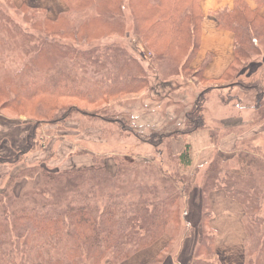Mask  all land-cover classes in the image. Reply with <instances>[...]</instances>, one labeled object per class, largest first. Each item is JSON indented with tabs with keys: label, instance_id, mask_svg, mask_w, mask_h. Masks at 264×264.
Listing matches in <instances>:
<instances>
[{
	"label": "trees",
	"instance_id": "obj_1",
	"mask_svg": "<svg viewBox=\"0 0 264 264\" xmlns=\"http://www.w3.org/2000/svg\"><path fill=\"white\" fill-rule=\"evenodd\" d=\"M94 1L96 0H64L69 9L60 13L53 23L63 20L65 13H71L74 9L81 10L92 6ZM132 1L136 13L140 8L142 15L150 16L149 19H137L145 29L143 32H146V36L164 40L162 47H159L162 49L157 61L159 73L164 76L170 73L176 76L192 71L194 76L201 78V70H194L191 67V61L200 46L203 20L201 0H146V5L140 4L139 1L137 3L136 0ZM257 1L258 4L264 2ZM103 2L105 12L109 15L119 6L123 13L126 5L131 9L130 3L127 2L119 3L118 0ZM214 14L219 28L234 33L235 59L224 77L225 80L230 77L237 65L241 66V63L246 62L251 56L264 57V19L258 10L251 9L245 0H236L232 9L220 10ZM95 21L96 19L93 22ZM87 25V21L74 24L77 28L84 29L83 33H86ZM42 31L46 32L43 29ZM53 33L65 39H75L73 42L90 43L89 38L79 36L76 28L69 33ZM73 42L68 44L41 42L38 52H41L43 60H35L39 64L38 67L32 64L23 73L18 74L16 85L13 78L8 77H5L4 82H0L1 106L18 108L28 113L26 111L29 107L25 102L37 99L35 109L31 107L28 114L37 118H49L53 114L59 117L63 114L58 119L62 120L68 116V112L63 107L57 112V107L64 98L94 105L123 94L137 93L147 85L145 67L138 64L136 59L117 43L111 42L93 50H80ZM113 50H118L119 53ZM64 61L68 64L69 70L62 67ZM86 62H91L93 66L96 65L95 67L103 70V77L99 81H91L93 83L89 87L85 83L90 81H87L82 73ZM251 86V91H258V83ZM263 86L261 87L264 88ZM215 88L221 87H207L198 95L194 108L185 115L187 127L160 135L161 139L180 133L189 135L196 130L207 128L202 112L207 93ZM10 91L15 94L11 99L7 97ZM259 91L255 95V104L250 106L258 115L254 118L255 123L264 120V90L260 88ZM119 120L114 119L122 126L123 119ZM152 141L160 144V139ZM31 143L20 149V152L27 153L31 149ZM178 158L184 167L191 166L189 144L185 145ZM96 161L97 159L93 168L84 170L52 173L38 166L20 170L18 179L25 176L34 178L36 176L30 175L34 173H40L42 178V184L36 190L28 189L25 192L33 200L32 204L19 201L11 187H8L12 184L10 182L16 179L15 176L10 180V184L0 196V264H84L83 258L86 260L85 264H104L108 261L112 264H121L138 252L151 247L167 234L169 235L167 245L149 264L163 263L165 259L163 254L179 235V200L182 199V194L166 185H164L166 188L156 190L154 183L143 184L141 195H146V198L136 205L120 208L121 205L116 204L117 202L111 198L110 204L100 207L93 184L90 185V190L83 191L81 188L84 178L91 181L97 176L99 168L95 165ZM237 161L239 173L230 170L222 157L215 154L207 168L197 170L196 174L204 178L201 185L204 194L217 193L221 190L231 201L242 206V225L246 241L242 264H264V177L260 176L264 169L263 162L249 153L239 155ZM195 177L197 182L199 177ZM78 184L79 188L74 189L76 196L70 200L64 199L62 203H58L56 197L53 202L45 196V187L47 189L50 186L55 185L56 188L57 185H63L71 188ZM212 216V209L203 212L204 237L193 248L190 264H221L214 229L210 224L211 220L209 221ZM207 229H211L212 232H208ZM60 242L63 243L62 252L51 256L52 253L47 248L60 249Z\"/></svg>",
	"mask_w": 264,
	"mask_h": 264
},
{
	"label": "rangeland",
	"instance_id": "obj_2",
	"mask_svg": "<svg viewBox=\"0 0 264 264\" xmlns=\"http://www.w3.org/2000/svg\"><path fill=\"white\" fill-rule=\"evenodd\" d=\"M137 1L146 5V0ZM118 2L130 3L131 9L125 4L124 13L119 6L112 10L113 13H110V16L105 12L103 0H96L92 6L65 13L63 20L54 24L60 13H50L47 9L39 7L38 2L0 0V82H4L5 77H8L13 78L15 85L18 84V74L23 73L32 64L38 67L36 59L43 60L41 52H38L41 42L72 43L75 39L58 37L53 32L69 33L75 28L79 31V36L90 40L88 44L73 42L80 50H93L98 46L102 47L115 42L135 58L138 64L145 67L147 77V85L137 93L123 94L94 105L77 99L60 100L57 112L61 107L68 112V116L62 120L58 119L63 114L59 117L53 114L49 118H37L28 114L30 109H35L37 99L25 102L29 107L26 111L28 113L18 108L2 107L0 104V196L8 184L12 183L8 187H11V191L19 198V201L32 204L33 200L25 192L28 189L36 190L42 184V178L40 173H34L30 174L36 176L34 178L25 176L18 179L20 170L29 166H38L52 173L84 170L93 168L96 159L95 165L99 168L97 176L91 181L84 178L81 188L83 191L90 190L89 187L93 184L94 191L98 194L97 202L100 207L110 204L111 198L117 202L116 204L121 205L120 208L136 205L146 198V195H141L143 184L154 183L156 190L166 187L174 188L182 194V199L179 200V235L163 254L165 261L169 255L175 258H179L182 252L185 256L189 255L192 248H195L204 237L203 212L208 209L209 211L212 209L213 212L212 206L217 202L222 203L220 199L222 196L228 198L221 190L217 193L204 194L201 187L204 178L196 174L197 170H205L212 157L217 154L222 157L230 170L239 173L237 159L239 155L247 153L263 162L264 168L261 147H256L253 140H249L247 144L238 143L235 149L230 150L229 153L234 156L233 161L225 160L224 155L226 157L229 154H226L227 152L224 155L220 154L217 145L230 133L239 136L245 132L237 125L240 122L239 116L226 123H221L220 119L223 116L229 117L230 114H232L230 117H234L239 113L238 111L243 109L245 111L255 104L256 93L260 92V88L264 90L261 87L264 82L259 83L262 68L260 61L263 57L262 55L251 56L246 62H242L241 66L237 65L229 78L218 83V87L221 88H215L207 93L202 113L206 124L214 129L211 130L214 151L206 163L196 167L191 163L190 167H184L178 157L184 151L186 144L190 145L192 157L190 135L206 128L196 130L189 135L180 133L172 137L169 135V138L164 136L162 139L161 136L187 127L186 113L194 108L198 95L207 87H211V84L194 76L192 71L178 74L180 76H172L171 73L165 76L160 74L157 61L158 54L162 53L159 47H162L164 40L146 36V32H143L145 29L137 19H149L150 16L142 15L140 8L136 13L132 0H118ZM65 5L67 8L65 11H68L69 8L67 4ZM94 19H96L95 22H93ZM86 21L88 22L86 28L84 27L86 33L82 32L84 29L74 26ZM113 51L119 53L118 50ZM107 52L110 53L109 50ZM123 56L126 55L123 54ZM85 64L87 65L82 73L83 77L90 81L85 83L89 87L93 83L91 81H99L103 77V70L95 67L96 65L93 66L91 62ZM62 67L70 69L66 61ZM262 69L264 74V68ZM256 83L259 84L258 91H251V85ZM14 95L10 91L7 97L11 99ZM243 115L252 118L249 123L251 126L264 122L262 120L255 123L254 118L258 115L253 112L245 111ZM219 116L220 118H217ZM215 118H217V125L214 122ZM114 119H123V125L116 123ZM158 138L160 144L152 141L154 139L158 141ZM28 143L32 144L31 149L27 153H21L20 149L26 147ZM206 151L204 148L193 154L202 155ZM194 175L199 177L197 182ZM262 175L264 177V169L260 173V176ZM13 177L16 179L10 182ZM79 186L78 184V186L66 188L63 185H57L55 188L54 185L47 189L45 187V196L53 202L56 197L57 202L62 203L64 199L70 200L76 196L74 189ZM238 205L243 212L242 206ZM16 206L18 207V201ZM207 230L212 232L211 229ZM215 232L213 231L214 234ZM166 237L169 238V235L166 234ZM164 242L163 238L154 246L153 249L157 251V254L160 248H164L166 243ZM245 243L246 241L244 245ZM62 245L63 243L60 242V249L47 248L52 253L51 256L59 255L62 252ZM224 246V240L216 241L217 251H219L218 247H221V251L224 252ZM221 254L218 255L220 263H230V260L225 257V252ZM82 261L86 263L84 258ZM184 262L183 264H190L191 261ZM127 263L124 261L121 264ZM104 264L112 263L108 261ZM239 264L242 262L240 261Z\"/></svg>",
	"mask_w": 264,
	"mask_h": 264
},
{
	"label": "crops",
	"instance_id": "obj_3",
	"mask_svg": "<svg viewBox=\"0 0 264 264\" xmlns=\"http://www.w3.org/2000/svg\"><path fill=\"white\" fill-rule=\"evenodd\" d=\"M23 1L28 0H21V2ZM30 1L38 2L39 7L47 9L50 13H61L67 10L64 0ZM245 1L251 9H257L259 15L264 19V2L262 4H258L257 0ZM235 2L236 0H201L200 2L203 12L201 39L199 50L191 61V67L194 70H201L202 80L206 83H210L212 87H217L218 83L224 81V77L233 65L235 59L234 33L232 31L219 28L218 20L214 13L220 10L232 9ZM260 66L264 68V57L262 61H260ZM262 68L259 78L263 83L264 74ZM245 111L255 113V109L251 107H248ZM245 111L243 109L238 111L239 113H237L234 117H230V115H232L230 114L229 117L223 116L222 119H220L222 121L221 123H226L233 119H237L235 117L239 116L240 122L237 123V125H239L241 130L245 131L239 136L235 133H230L224 136L217 144L219 146L218 149L220 154L224 155L225 152H227L226 154H229L226 157L224 155L225 160L233 161L234 156L229 153L231 152L230 150L235 149L238 143L247 144L249 140H253L256 147H261V150L263 151H261L262 157L264 158V122L257 126H251L249 123L252 118H250V116L246 117L243 115V112ZM224 115H226L225 112ZM217 118H220V116ZM217 118L214 119L216 125L218 124L216 121ZM207 126L208 127L204 129L205 131H196L189 137L192 146V164H194L195 167L209 161L214 151L215 145L212 138V131L214 129L213 127H210V125ZM204 148H206L207 151L203 152L202 155L193 154L202 151ZM222 150H224V152ZM220 199L222 200V203L218 204L217 202L216 205L212 206L214 217L211 219L210 224L214 231H216V241L220 242L224 240L225 242L223 249L225 257L230 260V263L228 264H239L240 261L242 262L244 257L245 233L242 225L243 212L241 207L230 199L223 196ZM163 238L165 239L166 243H164L166 246L169 238L164 236L161 239ZM158 242L151 247L142 250L138 254H135L127 261V264H149L162 250L160 248L158 254L157 251H154L155 249L153 248ZM218 248V253L222 255L221 253L224 252L221 251V247ZM191 251H193V248ZM181 254L182 255H179V258L170 257L169 255L163 264H183L186 259L187 260L184 263L191 261L192 252L186 256L183 252Z\"/></svg>",
	"mask_w": 264,
	"mask_h": 264
}]
</instances>
